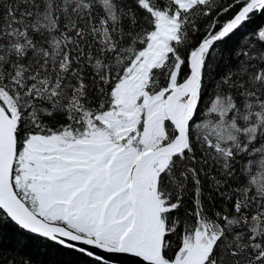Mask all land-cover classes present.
<instances>
[{
	"label": "snow or ice",
	"instance_id": "1",
	"mask_svg": "<svg viewBox=\"0 0 264 264\" xmlns=\"http://www.w3.org/2000/svg\"><path fill=\"white\" fill-rule=\"evenodd\" d=\"M0 264H264V0H0Z\"/></svg>",
	"mask_w": 264,
	"mask_h": 264
}]
</instances>
